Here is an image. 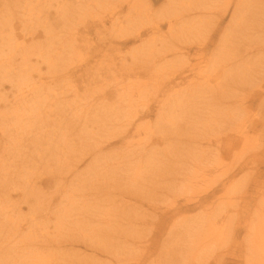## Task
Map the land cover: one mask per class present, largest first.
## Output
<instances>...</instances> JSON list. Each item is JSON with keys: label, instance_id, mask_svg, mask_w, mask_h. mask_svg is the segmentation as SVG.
Segmentation results:
<instances>
[{"label": "rangeland", "instance_id": "obj_1", "mask_svg": "<svg viewBox=\"0 0 264 264\" xmlns=\"http://www.w3.org/2000/svg\"><path fill=\"white\" fill-rule=\"evenodd\" d=\"M88 1L0 0V13L3 12L0 17L9 16L4 32L7 47L2 54L5 74L0 77L3 97L0 131L5 130L8 140V130L18 125L16 115L33 114L34 106L42 112L52 110L51 114L47 113L50 120L40 115L36 121L20 123L18 132L23 135L20 144L12 145L0 139V150L6 149L1 159L7 163L0 169V264H133L132 258L137 255L132 246L134 239L168 238L172 222L198 217V209L174 217L167 211L171 192L175 191L173 184L179 193L182 180L188 175L185 173L192 172L197 176L190 190L210 192L216 176L222 172L220 167L217 172L211 171L218 162L212 158V148L208 150V172L204 179L200 178L201 172L188 159L195 135L190 128L185 129L184 109L166 103L163 110L156 111L154 103L169 101L171 94L153 89L154 81L159 82L160 78L153 80L152 76L140 81L144 88L137 92L132 88L136 86L135 79L130 77L122 80L121 90H114L112 76L121 64L114 59L116 66L108 68L106 61L111 55L92 60L88 48L103 35L121 33L120 26H127L126 17H120L119 26L110 27L106 22L105 32L90 31L86 35L79 18L90 20ZM147 1L149 11L155 13L166 5L164 0ZM224 3L225 0H217L214 8ZM229 16L230 13L220 29ZM91 19L95 21L97 17ZM184 26L190 25L179 22L170 33L164 24L158 32L142 35L144 64L159 58L154 47L158 48L161 40L168 41L174 49L184 43L207 41L203 33L192 38ZM218 36L211 37L205 59L211 52L215 53ZM262 39L264 36L260 34L259 46L264 45ZM140 45L131 42L127 50L137 51ZM148 47L153 49L152 55ZM169 56L166 60L171 62L164 68L182 63L181 58ZM125 64L130 65L131 61L128 59ZM243 66L262 70L259 75L264 79V53L248 55ZM66 68L71 72H66ZM19 90L24 93H18ZM261 91L264 96V84ZM144 105L151 106V113L147 118L137 119ZM256 105L249 109L250 115L255 119L262 115L264 121V103L262 107ZM133 117L130 137L121 140L123 131L127 130L126 121ZM28 127L31 135L25 132ZM37 132L43 135L37 136ZM251 136L253 143L264 145L262 129ZM259 171L261 176L256 180L261 183L264 162ZM240 177L241 174L236 179ZM261 196L264 197V184L258 194L249 192L245 197L241 193L233 194L220 207L240 213L250 200L248 211L241 215L243 226L245 221L253 219L254 201L257 197L262 200ZM209 201L211 207L213 200ZM182 202L179 200L178 204ZM258 205L262 209V204ZM260 230L262 233V224ZM161 245L157 248L152 245L146 251L145 256L150 258H145L144 264H168L169 255ZM247 245L256 246V252L262 250L260 238L249 240L240 230L235 236L223 237L218 252L228 246ZM186 255L185 249H175L173 261L183 264ZM252 257L262 262V253H253ZM224 264L243 263L230 257Z\"/></svg>", "mask_w": 264, "mask_h": 264}, {"label": "bare ground", "instance_id": "obj_2", "mask_svg": "<svg viewBox=\"0 0 264 264\" xmlns=\"http://www.w3.org/2000/svg\"><path fill=\"white\" fill-rule=\"evenodd\" d=\"M103 1H88L86 8L90 20L79 18L83 33L87 35L90 31L105 32L106 22L110 24V27L119 26L120 17H126L127 26H120L121 33L112 32L108 36L103 35L98 38L97 42L88 48L89 58L93 60L97 56L111 55L106 61L108 68L116 66L114 59L119 61L121 65L115 69L116 73L112 76L114 90H121L122 80H128L130 77L135 79L136 86L132 88H136L137 92L144 88L143 85L140 86L142 83L140 81H146L152 76L153 80L160 78L159 82L154 81L153 89L159 92L171 91V94L169 101L154 103L156 111L163 110L166 103L172 107L184 109L187 117L185 129L190 128L195 135L194 147L188 159L201 172L200 178L204 179V175L208 172L206 170L208 150L212 148V158L218 162L212 166L211 171L214 169L217 172L218 167L222 169L221 174L216 176V184L210 192L209 190H190L197 176L192 172L185 173L189 176H184L179 193L176 192L178 190L173 184L175 191L171 192V205L167 206V211L172 213V217L179 213H190L195 209L199 210V215L196 218L184 217L182 221L172 222L167 232L168 238L142 240L136 236L137 238L132 241L133 251L137 253L132 258L133 264H144L145 258H150L145 256L146 251L152 245L155 248L159 247L161 243V249H165L166 255H169L168 264L177 263L173 261L175 249H185L187 255L183 264H224L225 259L230 257L238 263L264 264V197L261 196L262 200L255 197L257 200L254 201L253 219L245 221L243 226L240 224L241 215L248 211L247 206L250 200L244 211L240 213L236 210L234 214L230 208L220 207L222 206L220 203L233 194L241 193L242 197L249 192L258 194L259 187L264 184L256 180L261 176L259 168L264 162V145L253 143L251 140V135L255 136L261 129L264 139V121L262 115L255 119L249 111L255 103H257L256 107H262L264 103L261 91L264 79L262 75H259L262 70L243 66V60L248 55L264 53V45L259 46L258 42L260 34L264 36V0H225V3L218 8H214L217 0H164L166 5L158 13L149 11L147 0H112L107 4ZM113 2L116 4L112 5ZM228 13H230L229 20L220 29ZM85 15L86 13L84 17ZM8 17L7 15L0 17V55L7 47L4 32L8 26ZM91 17L94 19L97 17V20L93 21ZM179 22L190 25L184 27L192 38L193 35L198 36L203 33L207 41L196 44L184 43L181 47L174 49L168 41L161 40L157 44L159 47H154L159 58L145 65L142 56L144 52L142 35L148 32L156 33L164 24L167 25L168 32L172 33ZM130 23L132 25L128 26ZM129 31L132 33L128 34ZM216 35L220 36H218L217 49L205 59L207 45L212 44L210 39ZM80 37H84L82 33ZM131 42H140L141 45L137 51L136 48L132 50L133 52L127 50ZM122 50L126 51L122 52ZM149 52L152 55L153 49L149 48ZM168 55L172 59L181 58L182 63L179 66H168L169 69L164 68L165 64L171 62L166 60ZM128 59L131 61L130 65L125 64ZM4 65L5 55H2L0 56V77L2 78L5 74V70L2 69ZM66 72L71 71L66 68ZM18 93L24 92L19 90ZM40 96L45 99L43 94ZM2 100L3 97L0 96V101ZM127 104L129 106L130 101ZM143 107L142 115L137 119L147 118L150 115L151 106ZM32 111L34 113L30 115H16L18 125L7 132L10 139H5L7 135L5 130L0 131V139L6 140L7 143L11 142L12 145L20 144L23 138V135L18 132L20 123L36 121L40 115L50 120L52 110L42 112L39 107L34 106ZM47 113L50 114L47 115ZM134 120L133 117L126 121L127 130L123 131L121 140L130 137V132L134 129ZM25 132L32 134L30 127ZM43 132L40 134L37 132V136L43 135ZM45 133L48 132L45 131ZM5 152L4 148L0 150V169L7 166V163L1 159L5 156ZM240 174L241 177L236 179ZM218 193L221 195L216 198ZM179 200L183 202L178 204ZM209 200H213L211 207ZM214 203L216 204L213 206ZM258 203L262 204V209ZM240 230L245 232V238L248 237L249 240L260 238L262 250L259 252L262 253V262H258L257 257H255L256 260L252 257L253 253L261 254L256 252L258 249L254 245H247L245 248L228 246L222 252H218L223 237L235 236ZM217 239L221 241L215 242ZM138 252H143V256L142 253L138 256ZM207 254L213 256L207 257Z\"/></svg>", "mask_w": 264, "mask_h": 264}]
</instances>
